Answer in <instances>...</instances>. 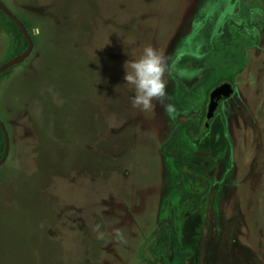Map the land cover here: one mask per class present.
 <instances>
[{
  "label": "rangeland",
  "instance_id": "obj_1",
  "mask_svg": "<svg viewBox=\"0 0 264 264\" xmlns=\"http://www.w3.org/2000/svg\"><path fill=\"white\" fill-rule=\"evenodd\" d=\"M1 2L32 48L0 82V264H264V0ZM148 45L174 118L131 105ZM218 76L231 92L189 138Z\"/></svg>",
  "mask_w": 264,
  "mask_h": 264
},
{
  "label": "clouds",
  "instance_id": "obj_2",
  "mask_svg": "<svg viewBox=\"0 0 264 264\" xmlns=\"http://www.w3.org/2000/svg\"><path fill=\"white\" fill-rule=\"evenodd\" d=\"M124 69V80L134 89V95L130 98L133 108L147 112L153 110L158 103L169 117L174 118L177 110L167 92L166 75L174 70L169 55L148 45L143 48L138 58L127 60ZM178 74L182 78L191 79L197 72L182 70ZM100 227L101 225L97 224L93 231L97 233V239H104L103 232L99 231ZM112 239L117 243H126L123 233L117 228L112 231Z\"/></svg>",
  "mask_w": 264,
  "mask_h": 264
},
{
  "label": "trees",
  "instance_id": "obj_3",
  "mask_svg": "<svg viewBox=\"0 0 264 264\" xmlns=\"http://www.w3.org/2000/svg\"><path fill=\"white\" fill-rule=\"evenodd\" d=\"M20 22L22 23L26 32L28 33L27 27L25 26V24L22 21H20ZM0 30L3 32L5 37L8 38V40H9L8 50H9L10 54H9V57L7 59L20 54L25 49L26 41L23 38L22 34L20 33L19 29L1 11H0ZM19 63H16V64L4 69L3 71H1L0 72V82L3 79H5L8 76V74L11 71H13L19 65ZM223 80L227 81L229 83H231V81H232L230 76H226V77L218 76V78L216 80H214L212 83H210L209 86L206 88V90L204 92L203 103L206 102V95H207L208 91L212 87L216 86L217 84H219ZM204 117H205L204 107H202L200 110V113H199L198 122L194 125L193 124L190 125L188 127V130H186V133H187L189 138H193V137L199 138L204 133V131L201 129V127H203L201 121ZM3 147H4L3 136H2V133L0 130V156L2 155ZM190 160H191V158H189V157H182V158L174 159V163L175 164H181V165H189L191 162ZM168 232L170 234L172 244L177 249V239H176V235L174 232V228H173V224L171 222V219L169 222Z\"/></svg>",
  "mask_w": 264,
  "mask_h": 264
},
{
  "label": "water",
  "instance_id": "obj_4",
  "mask_svg": "<svg viewBox=\"0 0 264 264\" xmlns=\"http://www.w3.org/2000/svg\"><path fill=\"white\" fill-rule=\"evenodd\" d=\"M0 11L17 26V28L19 29L20 33L22 34L23 38L26 41V47L20 54L14 57H11L0 64V72H1L4 69L14 64L21 62L30 53L31 48H32V41H31L30 36L26 32L24 26L20 22V20H18V18L8 10V8L1 2V0H0ZM230 92H231V86L227 82H222L214 86L209 91L208 96H207L205 116L206 117L212 116L213 111L216 108L217 102L219 100H222L228 97ZM0 130L3 136V143H4L3 152H2V155L0 156V165H1L6 159L7 150H8L7 133H6L4 124L1 121H0Z\"/></svg>",
  "mask_w": 264,
  "mask_h": 264
},
{
  "label": "flooded vegetation",
  "instance_id": "obj_5",
  "mask_svg": "<svg viewBox=\"0 0 264 264\" xmlns=\"http://www.w3.org/2000/svg\"><path fill=\"white\" fill-rule=\"evenodd\" d=\"M220 83H221V82H220ZM220 83H219V84H220ZM217 85H218V84H217ZM212 88H213V87H212ZM212 88H211V89H212ZM211 89H210V90H211ZM210 90H209V91H210ZM207 96H208V93H207ZM221 102H222V100H219V101L217 102V105H216V108L214 109V111H216V109L218 108V106H219V104H220ZM206 104H207V98H206V102H205V104H204V114H205V111H206ZM214 111H213V113H214ZM212 115H213V114H212ZM205 117H206V116H205ZM205 117H204V118H205ZM204 118H203L202 121H201L203 126L206 125V122L204 121Z\"/></svg>",
  "mask_w": 264,
  "mask_h": 264
},
{
  "label": "crops",
  "instance_id": "obj_6",
  "mask_svg": "<svg viewBox=\"0 0 264 264\" xmlns=\"http://www.w3.org/2000/svg\"><path fill=\"white\" fill-rule=\"evenodd\" d=\"M32 41V40H31ZM6 160V159H5ZM5 160H4V162H5Z\"/></svg>",
  "mask_w": 264,
  "mask_h": 264
}]
</instances>
